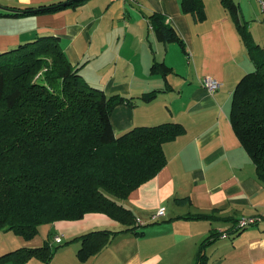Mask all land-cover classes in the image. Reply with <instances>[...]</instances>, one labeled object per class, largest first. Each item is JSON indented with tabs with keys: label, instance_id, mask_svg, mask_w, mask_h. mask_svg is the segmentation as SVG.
Masks as SVG:
<instances>
[{
	"label": "crops",
	"instance_id": "obj_1",
	"mask_svg": "<svg viewBox=\"0 0 264 264\" xmlns=\"http://www.w3.org/2000/svg\"><path fill=\"white\" fill-rule=\"evenodd\" d=\"M58 1L67 0H0V13H12L0 15V53L40 35L59 36L67 58L81 66L86 82L131 99L133 105L122 103L112 112L117 136L166 122L181 123L186 131L164 144L166 166L121 200L134 214L132 225L97 212L58 220L43 225L44 235L31 240L19 235L4 240L0 256L46 241L54 248L60 245L55 242L60 234L65 243L104 229L118 233L87 260L79 258L82 241L75 240L61 243L50 262L32 257L24 264H196L202 239L216 229L227 230L228 236L207 248L203 264H264V219L234 233L236 219L264 217V183L231 122L235 87L256 63L230 11L221 0H203L207 18L199 22L183 12L180 0H83L79 7L27 15H13L8 9ZM234 1L264 50L260 0ZM154 12L167 18L184 48L157 39L149 17ZM155 62L165 63L172 72H153ZM207 75L220 81L219 90L203 86ZM151 91L156 95L144 99ZM161 208L165 214L153 219ZM200 213L217 219L189 217ZM131 226L135 228L126 230Z\"/></svg>",
	"mask_w": 264,
	"mask_h": 264
},
{
	"label": "trees",
	"instance_id": "obj_2",
	"mask_svg": "<svg viewBox=\"0 0 264 264\" xmlns=\"http://www.w3.org/2000/svg\"><path fill=\"white\" fill-rule=\"evenodd\" d=\"M221 1L256 63V69L237 83L230 114L232 126L264 183V50L252 37L239 4ZM82 2L67 0L8 9L13 15L42 14L79 7ZM180 3L184 13L194 15L199 22L206 20L203 0ZM149 17L159 41L178 42L184 48V40L164 15L154 12ZM61 45L59 36L40 35L0 53V229L26 240L36 237L43 225L82 219L93 212L132 225L134 214L121 200L166 166L164 144L186 131L181 123L166 122L137 126L117 136L112 112L116 105L132 104L131 99L107 94L86 82L81 66L72 64ZM151 67L153 72H172L162 62ZM156 93L151 91L143 98L151 99ZM189 217L217 219L207 213ZM239 219L235 220L236 234L259 224L244 227L238 224ZM226 232L213 229L202 239L196 264L206 261L207 248ZM117 233L90 231L64 245L81 240L78 256L87 260ZM60 245L52 248L46 241L39 247H18L2 254L0 263L24 264L32 257L50 262Z\"/></svg>",
	"mask_w": 264,
	"mask_h": 264
},
{
	"label": "built area",
	"instance_id": "obj_3",
	"mask_svg": "<svg viewBox=\"0 0 264 264\" xmlns=\"http://www.w3.org/2000/svg\"><path fill=\"white\" fill-rule=\"evenodd\" d=\"M260 3L262 6V9H263V12H264V0H260ZM203 86L206 89H209L211 92H215V91L219 90L220 81H218L214 77L207 75V77H205L203 79ZM164 214H165V210H164V208H161L152 217H153V219H157L158 216H163ZM262 221H263V218L259 217V216H250V217L242 216V217H240L238 224L240 226L247 227V226H250L252 223H256V222L260 223ZM226 236H228L227 232L222 234V237H226ZM63 238H64V234L57 235L55 237V242L58 244L64 243Z\"/></svg>",
	"mask_w": 264,
	"mask_h": 264
},
{
	"label": "rangeland",
	"instance_id": "obj_4",
	"mask_svg": "<svg viewBox=\"0 0 264 264\" xmlns=\"http://www.w3.org/2000/svg\"><path fill=\"white\" fill-rule=\"evenodd\" d=\"M46 226V225H45ZM7 232V233H6ZM48 232H46L45 234H47ZM15 233H13L12 231H4V230H0V244H2L4 242V240L6 241H11L8 238L13 237L15 238L16 235H14ZM39 234H43L44 235V231L41 230V232ZM14 247H16V244H12Z\"/></svg>",
	"mask_w": 264,
	"mask_h": 264
},
{
	"label": "water",
	"instance_id": "obj_5",
	"mask_svg": "<svg viewBox=\"0 0 264 264\" xmlns=\"http://www.w3.org/2000/svg\"><path fill=\"white\" fill-rule=\"evenodd\" d=\"M71 2V1H70Z\"/></svg>",
	"mask_w": 264,
	"mask_h": 264
}]
</instances>
